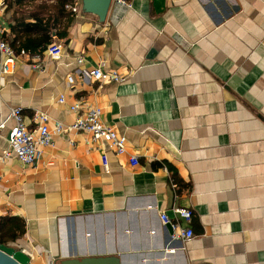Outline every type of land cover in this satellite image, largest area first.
I'll return each mask as SVG.
<instances>
[{
    "label": "crops",
    "instance_id": "crops-1",
    "mask_svg": "<svg viewBox=\"0 0 264 264\" xmlns=\"http://www.w3.org/2000/svg\"><path fill=\"white\" fill-rule=\"evenodd\" d=\"M112 1L100 21L82 0H0L16 57L0 71V155L12 108L33 130L38 112L52 129L97 107L126 138L117 154L66 130L34 164L4 158L0 216L25 222L16 245L29 264H264V0ZM96 67L125 80L97 81ZM173 207L191 210V239L173 241L160 221Z\"/></svg>",
    "mask_w": 264,
    "mask_h": 264
},
{
    "label": "built area",
    "instance_id": "built-area-1",
    "mask_svg": "<svg viewBox=\"0 0 264 264\" xmlns=\"http://www.w3.org/2000/svg\"><path fill=\"white\" fill-rule=\"evenodd\" d=\"M121 3L125 4L124 0ZM72 10H75L73 7ZM46 54L53 60L62 58V46L59 43H51L46 48ZM16 57L13 54L12 48L0 38V71L3 73H11L14 69ZM78 64L83 62L82 56L77 57ZM89 74L95 80L122 82L125 76L116 71L104 72L100 67L89 70ZM68 83L73 82L71 75L67 76ZM62 102V98H60ZM72 110L78 109V105H73ZM9 117L14 120V125L8 135V148L2 151L0 162L4 158L14 155L20 163L24 165L34 164L40 155V148L52 145L53 133H60L66 130H82L90 134L92 140H103L114 148L115 153L122 154L126 151V138L123 135L117 134L116 130L106 124L101 118V111L95 107L90 109L86 115L77 116L74 121L63 126L56 122L54 127H48L49 117L44 112L36 114L37 126L36 129L29 130L22 120L20 108H12L9 111ZM3 122L0 126H3ZM130 163L135 165L138 163L136 156H130ZM102 164L104 169L108 170L106 156H102ZM174 217H170L164 211L159 213L160 221L164 225H169L172 229L171 239L173 241H186L193 237V231L188 223L191 221L192 212L187 208L173 207ZM178 218L183 219L186 224L178 223ZM26 252V251H25ZM47 264H55L54 259H50Z\"/></svg>",
    "mask_w": 264,
    "mask_h": 264
},
{
    "label": "water",
    "instance_id": "water-1",
    "mask_svg": "<svg viewBox=\"0 0 264 264\" xmlns=\"http://www.w3.org/2000/svg\"><path fill=\"white\" fill-rule=\"evenodd\" d=\"M83 8L87 12L97 15L100 21H104L111 6L112 0H82ZM14 244V243H13ZM0 242V264H29L30 255L21 247ZM121 260L117 257H92L82 259L61 260L59 264H119ZM122 263V262H121Z\"/></svg>",
    "mask_w": 264,
    "mask_h": 264
},
{
    "label": "trees",
    "instance_id": "trees-1",
    "mask_svg": "<svg viewBox=\"0 0 264 264\" xmlns=\"http://www.w3.org/2000/svg\"><path fill=\"white\" fill-rule=\"evenodd\" d=\"M56 35L62 36L60 32H56ZM25 232V222L22 218L17 216H0V242L16 244V240L19 239Z\"/></svg>",
    "mask_w": 264,
    "mask_h": 264
},
{
    "label": "rangeland",
    "instance_id": "rangeland-1",
    "mask_svg": "<svg viewBox=\"0 0 264 264\" xmlns=\"http://www.w3.org/2000/svg\"><path fill=\"white\" fill-rule=\"evenodd\" d=\"M10 244H12V242H9ZM13 245H15V244H13ZM17 246V245H16Z\"/></svg>",
    "mask_w": 264,
    "mask_h": 264
}]
</instances>
